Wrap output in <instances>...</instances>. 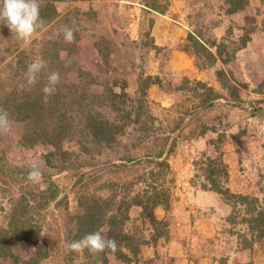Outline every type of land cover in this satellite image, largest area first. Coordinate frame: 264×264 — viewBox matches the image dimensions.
I'll return each instance as SVG.
<instances>
[{
  "label": "rangeland",
  "instance_id": "rangeland-1",
  "mask_svg": "<svg viewBox=\"0 0 264 264\" xmlns=\"http://www.w3.org/2000/svg\"><path fill=\"white\" fill-rule=\"evenodd\" d=\"M38 2L47 10L54 5L57 12L45 16L46 28L34 35L30 45L25 46L0 21V108L9 112L12 121L11 132L0 135V264H82L84 252L74 253L66 245L76 240L77 220L86 207L83 200L88 197L104 205L110 198L106 204L110 209L103 210L108 220L111 214L121 217L123 202L136 194L145 201L155 191H163L168 198L166 206L155 205L146 216L142 206L132 205L121 224L122 234L131 238L119 241L117 249L128 253L131 260L124 261L119 253L106 250L95 264H193L188 258L196 243L187 248L172 246L190 222L199 234L211 237L204 242L209 257L232 254L230 264H264L261 240L255 241L251 251H245V257L236 258L234 251L250 243L249 222L242 225L241 218L236 224L224 221L215 209L221 212V201L230 210L231 205L218 192L202 188L206 182L202 175L205 158L218 157L229 171L226 185L231 191L257 196L264 207L263 0H248L237 16L227 14L225 0ZM46 9L42 14L47 15ZM73 22L78 29L75 41L66 43L61 29ZM230 26L233 28L228 31ZM189 33L200 34L201 40L227 42L232 48L246 33L251 39L228 64L218 61L210 67L183 50ZM37 57L45 60L47 67L40 73L43 81L38 76V85L30 86L25 73L28 63ZM217 68L232 76L230 83L239 99L218 80ZM52 71L60 73L57 90L65 88L60 90L63 94H78L88 85L95 92L105 93L111 85L120 91L119 85L125 84L130 101L124 107L141 110L140 119L124 122L122 110H110L109 104L102 107L104 118L119 126L124 122V130L116 132L113 142L80 131L74 121L77 134H68L70 139L65 137L56 144L59 148L46 143L45 138L30 146L24 142L31 130L28 122L16 117L29 96L38 98L43 93L47 73ZM148 75L160 77V83L149 84L143 95L140 89ZM196 80L213 86L223 97L204 104L194 93L195 89L202 91ZM54 95L47 103L43 102L44 95L38 98L48 127L61 124L59 119L70 122L60 110L51 112L56 103ZM66 112L70 113V108ZM63 150L73 151L72 161L79 163L77 167L58 166ZM51 151L54 156L49 163L47 154ZM160 151L163 153L158 157ZM33 163L43 173L36 183L27 180ZM50 184L58 186V193L42 205L40 197ZM230 210L227 216H231ZM14 213H21L38 227L37 237L48 256L35 262L36 245L20 234L14 235L13 219L18 218ZM95 218V225L101 224L95 231L110 238V224L107 220L101 223L98 215ZM154 218L166 225L155 223ZM156 227H166V236L159 237ZM232 227L235 233L229 235ZM135 240L139 248L136 254L126 244ZM10 253L17 255L16 262Z\"/></svg>",
  "mask_w": 264,
  "mask_h": 264
},
{
  "label": "trees",
  "instance_id": "trees-1",
  "mask_svg": "<svg viewBox=\"0 0 264 264\" xmlns=\"http://www.w3.org/2000/svg\"><path fill=\"white\" fill-rule=\"evenodd\" d=\"M225 2L228 5L227 14L232 13L235 16L242 14L249 3L248 0H225ZM39 4L40 15L43 19L45 18V16L49 15L51 17L53 16V12L54 14L57 12V9L54 7V5L52 6V9L47 6V8L50 10L49 11L45 8L46 6L43 7L41 5L42 3ZM45 9L47 15H45L44 13L42 14L43 10ZM232 28L233 26H230L227 30L231 31ZM243 28L246 31L251 32V30L246 29L245 27ZM250 39L251 36L247 35L246 33L240 38L241 43L235 48H232V44L229 45L227 44V42H217L216 40L207 41L204 39L201 40L200 34L195 35L189 33L187 38L189 42L186 44L185 49L183 50L188 53H194L198 59L204 60L205 65L211 67L215 65L218 61L222 62L223 64H228L236 56V53L240 49H243L247 46V43ZM213 48H215V50H213ZM78 72L79 76L82 77L84 72L81 70ZM216 75L218 80L222 83L223 87L228 89L229 94H233L236 99H239V95L236 88H233L232 84L230 83V79L232 78V76L230 77L229 74L223 68H217ZM39 76L41 77L40 74ZM41 81H43L42 77ZM38 83L39 82H37L36 84L38 85ZM153 83H160V77H153L152 75H148L145 79V84L140 89L143 95L144 92L147 91L148 85ZM196 85L197 87H200L202 91L199 92V90L195 89L194 93L199 95L204 104H211L214 100L223 97V95L219 91H217L213 86L206 84L202 80H196ZM111 86H109L107 92L105 93L95 92L89 85L86 90L79 91L78 94L76 93V91L73 93L70 92L68 94H63L64 92H60L61 89L62 91H64L65 88H60L59 91L57 90L53 98V101H55L56 103L55 105H53V107H50V110L52 113H58L60 110L61 115L67 114L65 117L70 122H60L59 119V123L61 124H58L55 127H48L49 124L45 123L44 111L43 108L40 107V99H38L40 98V96L44 95V93H40L38 98H32L31 96H29L26 101L24 100L25 103L20 106V110L18 112V114L20 115H17L18 117H16L20 121H27L28 124L26 126L27 128L31 129L29 130V135L25 136L24 142L29 143L30 146H33L37 143L40 138H45L47 139L45 140L46 143L54 145L56 146V148H59L60 145L58 146L56 144H59L60 141L65 139V137L69 138L68 134H72L73 136L77 134L76 132L78 130V127L74 126V121L78 123L80 131L92 132L93 134L97 135L100 140H104V138L107 137L108 142H113L112 140L115 139L116 132H120L122 129L124 130V122L138 121L142 115V111L139 110L134 112L133 109H126V107H124L130 101V97L127 94L125 84L119 85L121 89L120 91L115 90L113 85ZM139 103L142 104L141 101ZM106 105H109L111 107L110 110H122V116L125 120H123V125L119 126L116 121L113 122L110 119L106 120L104 118L102 113V107ZM69 108L70 113L66 112L69 110ZM61 118H63V116ZM237 136L238 135H235V137ZM76 141L79 142L80 140L77 139ZM237 142L240 141L237 140ZM85 151L86 150L84 149L83 152ZM61 153V162L58 163V166L60 168H66L69 166L77 167L79 165V163L76 165L74 164L75 161H72L73 151L63 150L61 151ZM162 153L163 151H160L159 153H157V156L161 157ZM53 156V151L47 154L49 163L51 161V157L53 158ZM205 160L206 165L205 167H202V175L204 176V179L207 183H202V188L206 190H212L223 195L224 201L226 203H229L233 209L231 216H227L229 213L223 214L219 212L217 208L215 209L216 214L223 218L224 221H228L232 224H236V220H239L240 218L241 221L243 220L242 225H244L245 222L247 223V221L249 222L248 224L251 233L250 243L245 242V244L241 246L242 250L238 249L237 251H234L236 258L245 257V251H251L250 249L255 246V241L261 240L264 242V207L260 206L259 199L257 196H252L245 193H233L231 191V189L226 185L229 176V171L227 169V166L225 164H222L223 162L220 158L206 157ZM58 189V186L50 184L48 188L43 191L44 194L41 195L39 203L43 205L47 203L50 199L55 198L58 193ZM166 198V196H163V191H155L153 197L149 196L146 198L145 201L141 200L139 194H136V196L132 197L131 200L123 202L120 205V208H122L120 210L121 217L118 218L117 214H111V216H109V219L107 220V215L104 211L110 209L109 207H106V204H109V202L111 201L110 198H106L104 200V205H102L101 202L97 200H93L92 202L87 197L83 200V203L86 205L85 212L77 220V233L73 235V239L79 240L86 234L95 232V228L101 225L99 223L98 225H95L96 221H98L95 217L98 215L99 220L102 219L101 223L107 220V222L110 224L111 229L110 238H114L116 242L119 243V241H123L129 238V236H126V234H122L123 228L121 224H123L124 221L128 218V210L132 207V205L137 204L142 206L143 214L148 216L151 215L153 206H157L159 204H163L164 206H166V204H168V198ZM150 202H152L151 205L149 204ZM14 214L15 218L18 217L17 219L11 218V221L13 219V221L15 222L13 227L14 235L17 237L21 235L24 240H30L31 243H34V245H36L37 250L35 257L38 258L35 260V262L42 259L43 257L48 256V251L42 249V244L37 237L38 227L32 224L25 217H22L23 215L21 213H19L20 215L16 213ZM153 220L155 221V223L166 225V222L164 221L158 220L156 218H154ZM156 229L159 237L164 235L166 236V227L162 229H158L156 227ZM19 230H21V232ZM70 230L72 231V229ZM228 231L230 232L229 235H233L235 233L234 227L230 228ZM208 237L209 236L199 234L196 230V226L190 222V227L187 228L184 226L183 231L177 236L176 241L174 243L175 245H181L182 248H187L191 244L194 245L196 243L197 247L195 248V251H193L192 249L189 258H182L183 260L188 258L189 263L200 264L201 261H205V259H207V264H230L232 261H234V255L232 254L226 255L223 258H219L216 255L209 257V253L205 252V248L207 245L204 244L205 239H207ZM126 244L130 247V249H132L133 253L136 254L138 252V241L135 240L131 243L127 242ZM115 252L119 253L118 255L124 261L131 260L129 254L124 251H120L117 249ZM2 255L7 256V253H3ZM10 255L15 259L16 262L17 255H13V253H10ZM84 255L85 260L82 264H95L98 261L102 260L100 258V255L94 259L88 253L87 250L84 251ZM175 255L176 253L173 252L174 257Z\"/></svg>",
  "mask_w": 264,
  "mask_h": 264
},
{
  "label": "clouds",
  "instance_id": "clouds-1",
  "mask_svg": "<svg viewBox=\"0 0 264 264\" xmlns=\"http://www.w3.org/2000/svg\"><path fill=\"white\" fill-rule=\"evenodd\" d=\"M0 21H3L12 34L23 42L25 46L30 45L34 35L46 28V22L40 15V4L38 0H0ZM78 29L73 22L72 26H64L61 29L64 41L72 43L75 41V33ZM47 62L40 57L34 58L27 65L26 80L28 85H35L39 74L46 69ZM61 81L60 73L52 71L47 73V82L42 88L44 93L43 102L47 103L51 95L57 91ZM12 129V121L9 112L0 108V135L8 134ZM42 169L38 164L30 166L27 180L33 183L39 182ZM66 247L74 253H82L85 250L95 259L106 250L115 252L118 244L114 238H106L101 231L88 233L79 240L67 243Z\"/></svg>",
  "mask_w": 264,
  "mask_h": 264
},
{
  "label": "crops",
  "instance_id": "crops-1",
  "mask_svg": "<svg viewBox=\"0 0 264 264\" xmlns=\"http://www.w3.org/2000/svg\"><path fill=\"white\" fill-rule=\"evenodd\" d=\"M217 209H218V207H217ZM229 210H230L229 207L226 206L223 201H221V205H220V211H221V213L227 214L229 212ZM172 246H175V243H172Z\"/></svg>",
  "mask_w": 264,
  "mask_h": 264
}]
</instances>
